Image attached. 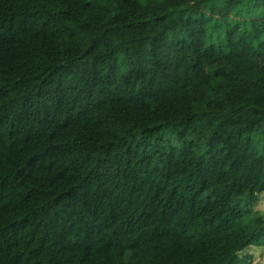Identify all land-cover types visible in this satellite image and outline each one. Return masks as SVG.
I'll list each match as a JSON object with an SVG mask.
<instances>
[{
  "label": "trees",
  "instance_id": "16d2710c",
  "mask_svg": "<svg viewBox=\"0 0 264 264\" xmlns=\"http://www.w3.org/2000/svg\"><path fill=\"white\" fill-rule=\"evenodd\" d=\"M262 192L264 0H0V264H250Z\"/></svg>",
  "mask_w": 264,
  "mask_h": 264
},
{
  "label": "rangeland",
  "instance_id": "374dc122",
  "mask_svg": "<svg viewBox=\"0 0 264 264\" xmlns=\"http://www.w3.org/2000/svg\"><path fill=\"white\" fill-rule=\"evenodd\" d=\"M255 209L264 214V192L259 194ZM242 255L252 257L250 264H264V247H249L246 251H243Z\"/></svg>",
  "mask_w": 264,
  "mask_h": 264
},
{
  "label": "crops",
  "instance_id": "0c3cea01",
  "mask_svg": "<svg viewBox=\"0 0 264 264\" xmlns=\"http://www.w3.org/2000/svg\"><path fill=\"white\" fill-rule=\"evenodd\" d=\"M251 247H254V246H251Z\"/></svg>",
  "mask_w": 264,
  "mask_h": 264
}]
</instances>
